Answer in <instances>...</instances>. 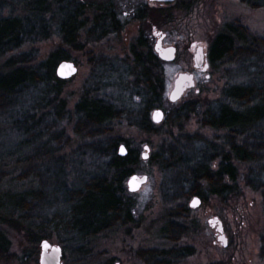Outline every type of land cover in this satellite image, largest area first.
<instances>
[{
	"label": "trees",
	"instance_id": "obj_1",
	"mask_svg": "<svg viewBox=\"0 0 264 264\" xmlns=\"http://www.w3.org/2000/svg\"><path fill=\"white\" fill-rule=\"evenodd\" d=\"M241 1L252 8L264 6V0H257L258 4L252 3L255 0ZM20 6L22 13L18 14L15 9H11V13L6 14V2L0 0V60H5L4 68L7 70L0 73V112H14L8 113L13 130L35 139L41 138V134L51 133V122L55 124L65 115L66 103L62 94L71 80L59 79L57 69L63 62L76 64L67 49L80 48L79 34L87 26L86 21L80 18L86 13L87 6L82 0H22ZM55 7L60 16V46L43 61H38L33 50L20 53L37 38L49 37L54 30ZM105 10L95 16L90 31L91 34H98L103 27L100 38L108 34H119L124 28L115 11L110 8ZM148 12L147 7L138 10L133 20L150 26ZM144 35L140 34L130 48L129 57L122 60L121 64L105 63L97 66L98 61H94L89 80L75 105V139L76 144L81 146H78L79 153H75L72 162L78 165V158L83 155L81 158L87 157L94 169L83 174L77 171L73 175L69 173L71 179L68 181L65 165L57 162L60 159L57 153L61 152V148L53 152L56 143L62 144L61 133L38 146L35 154L25 163H49L45 171L50 173L51 168L61 166V178L58 181L61 182L55 184L58 189L54 192L66 190V187L68 189L64 201L67 213L54 216L53 220L42 223L38 229L63 228L87 240L119 226L132 224L134 215L139 212L133 201L136 195L129 193L126 184L135 174L133 167L140 162L141 155L132 149L128 140L114 134L115 123L128 122L146 134H155L159 125L153 122L152 113L163 110L165 120L160 127L172 120L181 128L179 135H182L186 124L193 118H197L204 129L227 134L226 142L218 145L217 141L211 143L204 140L201 149H195V152L192 145L183 152L182 144L178 140L173 141V145L165 151L168 154L166 161L162 164L156 162L162 165L160 169L164 175L168 173L163 186L169 196L166 194L165 199L179 197L178 201L182 203L177 206L185 205L167 207L168 222L162 230L167 247L146 250L138 258L147 264H173L176 260L195 255L193 247L182 249L179 246L183 237L190 233L188 202L198 197L202 204H207L211 198L227 204L233 194H238V165L255 167L264 162V70L260 66L256 67V79L248 85H226L220 98L210 106L204 107L199 101L171 105L166 98L168 84L162 73L164 63L156 56L150 44L151 38ZM262 47L263 38L248 35L244 26L232 23L227 25L226 32L212 40L209 55L211 65L225 60L229 63L236 61L244 67L256 60L264 65V53L259 50ZM111 95L118 96L119 102L127 105L118 106ZM201 96L200 91L195 97L200 100ZM54 106L53 111H50ZM121 146L128 150L125 157L119 154ZM3 156L8 159V150H3ZM43 168L28 173L30 178L38 182L35 184L37 188L24 192L27 194L24 198L11 193L0 195L1 212H24L21 220L28 219L30 225L34 223L26 212L33 209L34 205L43 203V194L37 190L43 184L42 179L50 178L42 171ZM6 176L2 172L0 180ZM251 176L253 189L264 196V171L260 174L252 172ZM53 204L49 203L50 206ZM0 221L12 226L15 224L4 218ZM28 239L33 247L31 250L38 254L40 241L48 237L44 233H30ZM262 245L264 253V241ZM10 246L0 232V256L7 254Z\"/></svg>",
	"mask_w": 264,
	"mask_h": 264
},
{
	"label": "rangeland",
	"instance_id": "obj_2",
	"mask_svg": "<svg viewBox=\"0 0 264 264\" xmlns=\"http://www.w3.org/2000/svg\"><path fill=\"white\" fill-rule=\"evenodd\" d=\"M3 1L7 6L6 14L11 13V9H15L18 14L22 13L20 6L22 0ZM82 1L87 6V11L80 19L86 21L87 26L79 34L80 48L78 50L67 49L70 57L77 64L78 74L67 84L62 94V99L66 103L65 115L55 124L51 122V133L41 134V138L32 139L29 138L30 136H22L13 130L8 113L14 112H0V138H2L0 174L3 172L7 175L0 180V195L11 193L17 195L16 197L24 198L27 196L24 192L32 191L33 187L37 188L35 184L38 181L30 178L28 173H33L42 167H44L42 171H45L50 164L45 165L38 161L33 164L25 163V161L35 154L38 146L52 140L60 133L62 144L55 142L53 152L61 148V152L57 153V158H60L57 162L65 165V175L68 177L69 173L73 175L75 171L83 174L94 169L87 157L81 158L83 155L79 156L78 165L75 166L72 162L75 153H79L78 146H81L76 144L75 139L76 119L73 116L75 105L81 97L85 83L89 80L94 61H98L97 66L105 63L121 64L122 60L129 57L130 48L136 43L141 33L151 38L149 40L154 50L157 39L154 37L153 30L156 28L157 32L166 35L165 46H175L178 50L177 60L174 63L163 62L162 73L168 84L167 99L174 80L179 74L195 75L197 90L202 93L201 99L198 100L195 97L198 94L193 90L180 102L181 104L199 101L204 107L210 106L220 98L221 91L226 85H248L256 79L254 76L256 67L260 66L264 70V65L260 60L248 63L247 67L236 61L229 63L227 60L212 66L209 56L212 40L218 34L226 32L227 25L232 23L244 26L248 35L264 39V6L252 8L241 0H177L165 5L157 2L149 3L148 0ZM252 3L258 4V1L255 0ZM145 7L149 10L150 26L133 20L134 14ZM106 8L112 9L115 14L119 15L124 28L119 34H108L105 38H100L103 27L100 28L98 34H91L90 31L95 16L103 13L102 11ZM54 12V16L56 15L53 22L54 30L50 32L49 37L37 38L20 53H29L33 50L37 54L38 61H43L55 48L60 46L62 39L58 30L57 7ZM196 46H203L206 49L211 65L207 74L194 70L193 59ZM259 50L264 53V47ZM262 61L264 62V58ZM4 64L5 60H0V73L7 71ZM111 99L118 106L127 105L125 102L120 103L116 95L115 97L111 95ZM54 108L55 106L50 111ZM160 125L155 134H146L124 121L115 123L113 127L114 134L128 140L132 149L139 151L141 156L145 153L144 147H150L148 159L141 158L140 162L133 167L135 174L148 176L149 182L133 198L139 212L134 215L132 224L126 227L119 226L87 240L63 228L57 230L53 227H39V230L38 226L42 223L53 220V217L58 214L65 215L68 211L64 204L67 187L66 190L54 192L58 189L55 184L61 182L58 181L62 172L61 166L54 167L51 168V173L44 172L50 178L42 179L43 184L41 183L42 185L37 190L43 194V203L39 206L34 205L33 209L26 212L30 214L28 217L34 221L33 224L30 225L28 219L21 220L24 212L0 211V219L4 218L15 223L12 226L0 221V232L11 244L8 253L0 256V264H39L41 248L38 254L31 250L33 247L28 239L30 233L32 235L44 233V236L48 237L46 240L52 245L61 247L63 250L62 264H147L139 260L138 255H144L149 249L167 247L162 234L168 222L167 207L178 208L185 204L177 206L182 203L178 201L179 197L165 199L167 192L164 191L163 185L168 179V173L164 175L160 169L162 165H157L156 162L162 164L164 160L166 161L168 154L165 151L171 147V144L173 145V141L178 140L182 144L183 152H186V148L190 145L195 152V149H201L204 140L211 143L217 141L218 145L226 142L227 134L202 128L197 118H193L186 124L182 135L178 134L180 126L175 125L172 120L162 127ZM31 140L33 141L30 142ZM3 150H8V159L3 156ZM238 170V194H233L227 204L211 198L207 204H201L198 209H192L190 204L193 198L188 202L190 233L187 237H183L179 246L182 249L193 247L195 255L188 259L176 260L173 264H210L212 262L264 264V253L262 252L264 196L253 189L251 176L252 172L260 174L264 171V162L255 167L238 165ZM67 179L70 181L71 178ZM50 202L54 204L50 206ZM216 218L224 225L225 235L228 238L227 248L218 243L216 231L209 225V221Z\"/></svg>",
	"mask_w": 264,
	"mask_h": 264
},
{
	"label": "water",
	"instance_id": "obj_3",
	"mask_svg": "<svg viewBox=\"0 0 264 264\" xmlns=\"http://www.w3.org/2000/svg\"><path fill=\"white\" fill-rule=\"evenodd\" d=\"M150 2L159 3H174L176 0H149ZM154 36L157 38V42L154 46V51L158 58L165 63H174L177 58V48L175 46H165L164 41L166 35L154 31ZM194 69L196 71H202L203 73L208 72L210 66L206 59V54L204 48L199 46L196 49L194 55ZM78 74V68L74 63L63 62L57 69V76L59 79L67 81L72 79ZM196 87V80L194 74L181 73L174 80L172 89L169 93L168 100L171 104L179 103L186 93L193 90ZM165 118V114L162 110H157L152 115V120L156 125H160ZM144 154L142 155L143 160H147L150 153V147H144ZM119 154L121 157L128 155V150L125 146L120 147ZM149 182V177L146 175H133L129 178L127 182L128 190L131 194L139 193L142 188ZM202 201L199 198H194L190 204L192 209H198ZM209 225L217 233V241L222 244L224 248L228 247V238L225 235L224 225L219 219H211ZM63 251L61 247L54 246L48 241H43L41 243V254H40V264H62Z\"/></svg>",
	"mask_w": 264,
	"mask_h": 264
},
{
	"label": "flooded vegetation",
	"instance_id": "obj_4",
	"mask_svg": "<svg viewBox=\"0 0 264 264\" xmlns=\"http://www.w3.org/2000/svg\"><path fill=\"white\" fill-rule=\"evenodd\" d=\"M149 3H154V2H149Z\"/></svg>",
	"mask_w": 264,
	"mask_h": 264
}]
</instances>
